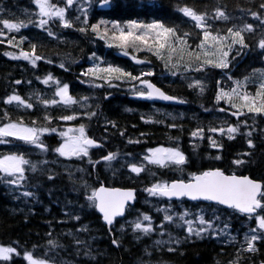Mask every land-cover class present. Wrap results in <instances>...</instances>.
<instances>
[{"label":"trees","instance_id":"16d2710c","mask_svg":"<svg viewBox=\"0 0 264 264\" xmlns=\"http://www.w3.org/2000/svg\"><path fill=\"white\" fill-rule=\"evenodd\" d=\"M51 2L63 6L64 0ZM258 3L259 0H221L220 7L227 12L230 19L206 21L216 28L230 27L233 23L239 25L243 22L254 25L252 32L244 33L249 48L245 49L230 66L234 79H242L253 68L264 66V58L258 55L260 49L256 46L264 25H261L259 20H254L250 14L241 11L248 8L257 10ZM177 4L181 6L189 4L202 9L205 4L212 5L213 0H111L110 5L103 7L93 3L89 7L88 15L91 23L100 19L115 20L118 23L133 19L144 22L159 19L166 23L178 24L184 30L199 32V29L194 27V22L174 11ZM0 8L3 9L0 18L14 22L17 18L26 19L25 10L28 13L36 11L31 0H0ZM66 15L73 19L77 15L76 8L69 9ZM33 19L36 17L33 16ZM48 27L57 34L56 39H52L47 32L32 24L12 33L0 25V30L4 33V36L0 37L2 41L0 98L15 91L26 102L33 104L32 109H25L15 103L4 105L0 99V109L6 108L13 121L22 120L30 126L32 120L39 118V125L57 127L58 131L64 130L66 126L77 127L84 123L86 134L94 138L101 147L89 149V157L65 158L52 151L62 140L56 133L41 136V140L48 148L44 152L16 142L24 148L26 158L36 163L37 170L33 172L27 167L25 179L17 188L7 185L3 182L4 178H0V246H12L19 252V255L11 256L9 261H0V264H26L23 260L24 251L32 253L35 258L54 261V264H228L241 248L239 237L236 236L235 242H229L228 238L203 233L201 239L195 236L185 239L187 236L184 231L185 225L180 224L177 219L174 220L176 223L162 220L159 208L161 205L154 200L158 198L163 205H170L173 209L179 208L178 205L199 209V213L206 214V221L210 220L211 216L219 217L220 221H226L231 225L232 235H236L235 232L238 234L244 232L247 229L244 227L245 222L248 220L253 222L254 219H248L233 210L206 202L190 203L186 200L167 202L157 196L147 201L149 195L144 189L157 181L168 183L173 179L187 181L190 173H198L209 166L219 167L227 175H247L264 182V131H262L264 117L256 116L255 123L252 114L240 117V120L246 119L248 127L241 123L232 140H228L226 134L208 132L210 124L219 128L221 122L226 120L235 127L238 119L228 116L227 113L215 111L216 80L221 79L219 70L209 69L207 76L203 73H186L193 78L203 77L204 91L201 94L195 88L190 89L188 82L182 80L179 75L175 77L169 75L163 65L147 53H136L138 58L149 59V63L137 65L128 57L119 56L118 50L106 48L102 41L94 40L91 32L85 35L73 29H63L58 21L50 23ZM21 35L26 39L20 47L28 50L29 42L36 43V51L49 58L51 62L45 63L42 59L37 61V67L33 68L27 61L12 60L3 55L5 51L19 52L18 48L8 46L7 40L13 36L19 39ZM93 51L134 74H139L141 69H151L153 76L147 79L166 94L183 99L185 103L166 105L135 98L129 91L130 84L114 88L106 86L93 88L87 83H80L81 80L87 79L80 76V72L90 66L88 56ZM129 52L131 53V49ZM231 55H235V52ZM60 63H64L69 70L64 71L58 67ZM48 73L61 81V85L69 83V94L74 99L79 100L81 95L91 97L87 104L96 115L91 120L82 116L73 121L56 119L65 112L71 114L74 110L76 113H83L84 109L78 104L68 107L56 104L46 108L42 102H38L37 96L41 101L53 99L56 85L50 83L46 86L40 82ZM16 80H20L21 83L16 84ZM224 81L228 86L231 85V80L226 76ZM248 88L252 92L255 91L252 84H249ZM106 95L108 99H105ZM83 103L81 101V104ZM45 112L51 117L50 123L43 120ZM2 115L0 112V116ZM142 116L144 118L151 116L154 121L162 120L163 123L146 124ZM108 121L115 122L116 127H112ZM170 124H175L176 127H168ZM224 127L226 128L227 124ZM197 128L204 129L203 138L191 135ZM249 131H252V135L245 137L244 133ZM169 136L173 139L170 140ZM208 136H212L219 147H210ZM129 139L139 142L130 144ZM248 139L253 141V148L248 147ZM9 147L0 145V154L8 152ZM156 147H178L187 160L182 166L183 171L174 170V165L161 168L143 163L146 170L139 175L129 172V163H142L146 150ZM109 152L116 153V158L110 162L103 161L101 157ZM244 152L250 155H237ZM216 155L222 156V159L208 158ZM89 158L99 163L93 167L88 163ZM233 158H242L247 163L241 166L233 165L231 163ZM40 161L46 163L41 164ZM49 175L52 176L51 180L48 179ZM85 185L89 195L93 189L101 186L134 189L135 203L128 208L122 219L107 227L102 223L95 208L88 206ZM25 191L32 195L23 196ZM141 213L150 217L153 227L151 233L143 234L138 230L133 232L130 222L142 218ZM74 216H79V219H74ZM194 224L198 226V223ZM49 239L55 240L58 246L51 248L47 244ZM113 239L119 241L118 246L112 244ZM76 240L82 243L77 244ZM157 240L168 243L157 245L155 243ZM175 240H179L180 243L176 244ZM254 244L257 253H241L239 264H261V261H264V240H257ZM169 247L175 251H168ZM86 250L89 255H85Z\"/></svg>","mask_w":264,"mask_h":264},{"label":"snow or ice","instance_id":"6c2138e0","mask_svg":"<svg viewBox=\"0 0 264 264\" xmlns=\"http://www.w3.org/2000/svg\"><path fill=\"white\" fill-rule=\"evenodd\" d=\"M35 5L36 11L28 13L26 11V19L17 18L14 21L7 18H0V25L7 29L9 33L19 32L21 28L27 27L29 24L40 28L42 31L47 32L48 36L52 39L57 38V34L53 32L50 23L59 22V26L63 29H73L81 34L87 35L88 32L93 34L94 40H99L104 43V46L109 49H116L119 55L128 57L133 63L140 65L149 63L148 57L138 58L136 53L144 52L151 57H155L159 61L165 71L175 77L177 75L186 82L190 89L195 88L199 93L204 91L203 77H190L186 73H203L205 76L209 74V69L219 70L221 79L216 80V91L214 103L216 104L215 111L220 113H227L228 116L237 117L236 126H232L226 120L221 122L219 128L209 125L208 132L212 133H226L227 139L232 140L233 134L237 133L241 123L248 127L246 119L240 120V117H246L247 114H252L253 123L255 117H264V66L253 68L252 71L243 76L242 79H234L231 75L230 66L238 56L249 48L246 43L244 33L252 32L254 25L251 23L243 22L241 24L233 23L230 27L216 28L212 24L207 23L209 19L228 21L229 15L225 10L220 7L221 0H213L212 5L205 4L202 9L194 5L184 4L181 6L177 4L174 11L182 14L183 17L188 18L194 22V27L199 29V32H192L184 30L178 24L166 23L162 20L155 19L151 22H144L140 20H128L124 23H118L115 20L100 19L95 23L89 20V7L93 3H98L101 7L108 6L111 0H64L63 6L51 2V0H31ZM239 6V5H237ZM75 7L77 15L73 19H69L66 13L69 9ZM211 9V11H210ZM3 9L0 8V12ZM242 12L250 14L254 20H259L261 25H264V0H259L257 10L241 9ZM214 13V14H213ZM33 16L36 19H33ZM4 33L0 30V37ZM26 37L21 35L19 39L15 36L7 40L10 47L18 48V54L11 51H5L3 55L12 60H24L33 68L37 67V61L44 60L45 63H50V59L43 57L42 54L36 51L37 44L29 42V49L25 50L20 47ZM2 42V41H0ZM260 49L258 54L264 58V30L259 34L258 44ZM131 49V53L129 52ZM235 52V55L231 53ZM90 66L80 72V76L87 78L81 80L80 83H87L93 88H114L120 87L124 84H130L129 91L131 95L138 99L146 100H163L172 101L175 103H185L183 99L176 96L166 94L154 83L150 82L147 77L153 76L151 69H141L139 74H134L128 71L127 68L122 67L113 62L107 61L102 56L93 51L89 56ZM63 68L64 71L69 69L60 63L57 65ZM231 80V85L228 86L224 81V77ZM40 82L44 85H56L55 97H59V102L56 99H44L37 96V101L42 102L47 108L49 105H56L62 103L65 107L72 104H78L84 109L83 113H76L74 110L71 114L67 112L60 114L56 117L62 121H73L78 117L91 120L96 112L92 110L87 101L91 99L88 96H80L79 100L74 99L70 94L69 83H63L54 78L51 73H48ZM20 84V80L15 81ZM252 84L255 91L249 90L248 85ZM4 105H12L15 103L25 109H32L33 104L26 102L20 95L13 91L12 94L0 98ZM108 99V96H105ZM81 101L84 103L81 104ZM99 107V105H97ZM131 111V109H125ZM205 111H209L205 109ZM3 113L0 116V145H9L8 152L0 154V178L8 177L3 182L12 185H20L21 181L25 179L26 166L30 167L33 172L37 170L36 163H33L26 158V152L21 145L16 142H22L25 146L39 149L41 152L47 151V146L41 140V136L47 133H56L63 142L58 147L52 149L61 157H76L84 158L89 157V149L92 147L99 148L101 145L90 138L86 134V126L80 123L77 127L67 128L58 131L57 127H50L47 124L39 125L38 120L34 119L31 125H26L22 120L11 119L10 113L6 108L0 109ZM43 120L51 122V117L47 112L43 116ZM142 120L146 124L150 123H163L162 120H153L151 116ZM112 127H116L115 122L108 121ZM227 124L225 128L224 125ZM168 127H176L175 124H170ZM255 131V129H252ZM252 131L245 132V137H250ZM264 131V130H262ZM203 128H197L192 131L193 137L200 136L203 138ZM121 131V135H123ZM141 135H145L141 133ZM10 138V139H9ZM169 139L173 137L169 136ZM210 147H219L217 142L212 136L207 137ZM132 139L128 143H136ZM249 148H253L254 144L251 139L247 140ZM147 155L143 156V161L148 165H157L161 168H169L174 165L176 171H183V165L187 163L185 155L179 150L178 147H156L146 150ZM238 156H249L250 153H238ZM116 158V153L109 152L103 155L101 159L105 162H110ZM209 159L221 160L222 156L216 155L215 157H208ZM43 164L46 161H40ZM88 163L93 167L99 161H92L90 158ZM231 163L236 166H241L247 163L242 158H233ZM128 170L131 173L139 175L145 171L143 163L135 164L129 163ZM155 175V173H152ZM49 180L52 176L49 175ZM149 196L166 197L168 199L175 198L181 200L187 198L189 201H207L216 205L225 206L227 209L233 210L235 213L246 215L248 219H254L256 227H249L247 233L244 234V240L241 248L237 250L234 259L230 260L228 264H239L241 253H257V247L254 242L257 240H264V236L260 233L264 232V182L257 181L247 175H226L219 167L209 166L208 169L189 174L188 180L173 179L171 183L166 181H157L150 187L144 189ZM134 189L119 188H104L101 186L99 189H93L91 194H87V186L85 185V199L89 207L95 208L101 214L104 224L113 226L114 218L122 216L126 211V204H131L135 200ZM32 195L30 192H23V196L28 197ZM259 210V211H257ZM216 210L214 209V212ZM191 215L188 211H183L178 216L180 224L185 225L184 231L187 233L185 239L195 236L201 239L202 233L207 234L209 229L213 233L218 231L219 235H227L225 229L228 227L225 223V229H214L211 220L206 221L205 217L199 212L195 216V221L188 218ZM142 220L148 223L142 224L139 219L130 222L132 224L133 232L139 230L143 234H148L153 231L152 222L148 215L141 213ZM74 219H79V216H74ZM219 220V217H216ZM164 220L171 223L173 216L165 212ZM194 223H198L200 227H194ZM179 226V224H177ZM86 227V226H85ZM82 230V229H78ZM235 237H229V242H235ZM179 244V240L174 241ZM15 243V242H14ZM77 244L82 241L76 240ZM157 245L168 243L167 241L157 240ZM47 244L51 248H56L57 242L49 239ZM113 245L119 244L117 239L112 240ZM246 245V246H245ZM147 251V250H145ZM168 251L172 252L175 249L169 247ZM88 250L85 255H89ZM19 255L18 249L12 246H0V261H9L11 256ZM95 259V257H93ZM23 260L26 264H54V261L46 259L35 258L34 255L28 251L23 252ZM264 264V261H261Z\"/></svg>","mask_w":264,"mask_h":264},{"label":"rangeland","instance_id":"374dc122","mask_svg":"<svg viewBox=\"0 0 264 264\" xmlns=\"http://www.w3.org/2000/svg\"><path fill=\"white\" fill-rule=\"evenodd\" d=\"M18 54V53H17ZM118 55H119V53H118ZM119 56H121V55H119ZM122 57H125V56H122ZM131 60V59H130ZM132 61V60H131ZM55 93V92H54ZM53 99H56L58 102H59V97H55V95L53 94ZM57 105H61V106H65L64 104H62V103H57ZM67 128H74V127H70V126H66L65 127V129H67ZM219 134H226V133H219ZM227 135V134H226ZM10 139V138H9ZM17 142H19V141H17ZM63 142V140H61V143ZM20 143H22V142H20ZM148 153L146 152V154L145 155H143V156H146ZM74 158H76V157H74ZM143 158V157H142ZM142 163H147L146 161H143V159H142ZM26 168H27V166H26ZM6 179H10V178H8V177H4V180H6ZM22 182V181H21ZM7 185H9V186H11V187H13V188H17V187H19L20 185H21V183H20V185H12V184H9V183H6ZM153 197L154 196H149L148 197V199H146L147 201H149V199H153ZM155 198V197H154ZM158 205L160 204L161 206H159V208L161 209L160 210V212H161V217H162V220H164V215H165V212H167L168 214H170V215H172L173 216V221L175 220V219H177L178 220V216H179V214L181 213V212H183V211H188V212H190L191 213V215L188 217V218H190V219H192L193 221H195V216H196V212H200V211H198L199 209H197V210H195V209H193V208H185L184 206H182V205H178V207L179 208H176V209H173V207L172 206H170V205H163V203H161V201L158 199V198H156L155 200H154ZM170 211H172V212H170ZM202 211V210H201ZM201 214V213H200ZM202 215L205 217L206 216V214L204 213V212H202ZM140 221H141V223L142 224H147L148 222L147 221H143L142 220V218H140L139 219ZM206 220V219H205ZM210 220H211V222H212V225H213V228L214 229H217V230H219V229H225V223H227L226 221H220V220H217L216 218H212V216L210 217ZM134 221H136V220H134ZM132 222V221H131ZM198 226H196L195 224L193 225L194 227H196L197 229L200 227V225L199 224H197ZM227 225H228V227L225 229V231H226V233H227V235H219V233H218V231L216 232V233H213L212 232V229H209L208 230V235H210V234H212L213 236H217V235H219V236H221V237H225V238H228L229 239V237H235L236 238V236L237 237H239L240 239H241V244L243 243V240H244V234L245 233H247L248 232V230H249V227H252V228H255L256 227V224H255V221H246L245 222V225H244V227H246L247 229L244 231V232H242L241 234H238L237 232H235V234L236 235H232V233H231V225H229L228 223H227ZM139 231V230H138ZM203 234V233H202ZM260 235L261 236H264V232H261L260 233ZM236 240V239H235ZM246 246V245H245Z\"/></svg>","mask_w":264,"mask_h":264},{"label":"water","instance_id":"95a60500","mask_svg":"<svg viewBox=\"0 0 264 264\" xmlns=\"http://www.w3.org/2000/svg\"><path fill=\"white\" fill-rule=\"evenodd\" d=\"M153 101H154V102H157V103H161V104H166V105L176 104L175 102H172V101H163V100H158V99L153 100ZM92 148H96V147H92ZM170 183H171V182H170ZM104 188H106V187H104ZM98 189H99V188H98ZM106 189H108V188H106ZM112 189H115V188H112ZM119 189H120V188H119ZM121 190H124V189H121ZM134 195H135V199H136V192H135V191H134ZM162 198L165 199V200H169V201H179V200H176L175 198H172L171 200L168 199V198H166V197H162ZM182 199H186V200H187V198H182ZM187 201H189V200H187ZM134 202H135V200L132 201L131 204H126V208H127L128 206H133V205H134ZM189 202H206V201H189ZM211 204H214V203H211ZM214 205H216V204H214ZM219 206L222 207V208H224V209H227L225 206H222V205H219ZM227 210H230V209H227ZM98 213H99V212H98ZM99 215H100V217H101V214H100V213H99ZM124 215H125V213H124L122 216L115 217V218H114V223L116 222V220H119V219L123 218ZM101 221H102V223L104 224L102 217H101ZM114 223H113V225H114ZM104 225H106V224H104ZM106 226H107V227H110V226H108V225H106Z\"/></svg>","mask_w":264,"mask_h":264}]
</instances>
